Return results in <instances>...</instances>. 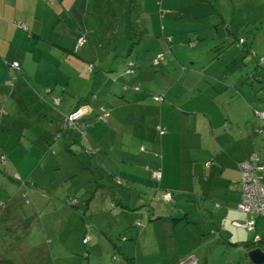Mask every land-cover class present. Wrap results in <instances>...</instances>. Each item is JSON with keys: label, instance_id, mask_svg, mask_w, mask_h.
Here are the masks:
<instances>
[{"label": "crops", "instance_id": "crops-1", "mask_svg": "<svg viewBox=\"0 0 264 264\" xmlns=\"http://www.w3.org/2000/svg\"><path fill=\"white\" fill-rule=\"evenodd\" d=\"M130 1L0 0V154L7 157L0 168V254L14 264H48L47 232L54 233L58 222L55 231L64 225L68 231L64 244L57 236L54 249L67 251L57 264H222L225 252L246 256L252 247V235L232 222L246 219L236 209L238 164L252 153L264 163V136L254 130L264 89L250 85L259 67L236 42L245 39L255 52L256 34L233 27L223 10H217L219 27L205 18L207 11L199 18L195 8L192 18L185 8L171 6L159 7L162 20L149 33L138 14H129ZM186 5L194 9V2ZM81 34L88 40L76 51ZM150 34L152 44L134 54L130 43L141 45ZM207 42L213 43L205 50L208 59L196 53ZM145 56L147 67L140 64ZM128 61L137 66L130 75L123 72ZM12 63L18 67L11 69ZM101 106L108 111L106 122L98 118ZM77 109L86 139L73 127L60 129ZM53 140L56 152L49 149ZM52 158L60 168L55 181L45 172ZM157 168L159 180L152 177ZM31 188L43 194V218L23 208ZM163 189L176 191L171 205L183 202L182 215L160 201ZM48 206L56 208L49 212ZM31 223L38 242L23 237L13 245V234L24 236ZM179 228L193 242L186 253L179 252ZM114 230L120 243L113 241ZM256 232L264 249V219Z\"/></svg>", "mask_w": 264, "mask_h": 264}, {"label": "rangeland", "instance_id": "rangeland-1", "mask_svg": "<svg viewBox=\"0 0 264 264\" xmlns=\"http://www.w3.org/2000/svg\"><path fill=\"white\" fill-rule=\"evenodd\" d=\"M161 1L162 0H131L129 5H128L129 6L128 12H129V14L130 13L134 14V18L138 14V16H139L138 23H140V22L143 23L144 27L146 29H149V33H151V29H154V30L158 29L160 19L162 20V14L158 13L159 7L160 8L163 7L162 9H160L161 11H163L166 7L168 8L170 6L174 7V8L181 7V9L185 8L186 10H188V12H186L187 14L185 16L188 15V17H189L192 15V18L194 17L193 15H196L195 8H197V12H200L199 18H201L205 14V11H207V15H204L205 18H209V21H211L214 24H217V26H219V27H220V25H219L220 19H219V16L217 15V10L218 11L223 10L222 12H224V13H222V14L226 17L228 22L232 24L233 27H235V28L238 27L239 29H243V30L247 29L248 31H250L251 29L253 30V33L256 34L255 35L256 39H255V42L253 44V48L255 49V52L257 51L256 55H258V56L264 55V3H261L262 0H234L233 3H231V2L229 3V0H209L211 2L210 4H206L202 0H163L162 5L160 6ZM193 2H194V9L191 8L192 7L191 5H186V3H192L193 4ZM247 2H251V3L246 4ZM116 4H118V3H116ZM251 4H252V6L254 5V7H252ZM232 6H234V9H235L234 12L236 13V14H234L233 20L231 18L233 16L232 12H231ZM212 7L214 9H212ZM140 8H142V9H140ZM165 13H166V15H168L167 12H165ZM127 16H129V15L127 14ZM188 17H186L183 21H185V22L199 21V19H196V18L188 20ZM159 31L162 32L161 29H159ZM137 33H139V32H137ZM245 34L246 33H244V35ZM239 35H240V33H239ZM156 37H157V35H156ZM153 39H155V38H153L152 35L150 34V35H147L146 37H144V40L141 41V45L137 46L136 43L135 44L130 43L129 47H132V46L135 47L134 54H140L141 55V53L143 54L147 50L146 48L149 47L150 43L152 44L151 41H153ZM209 44L213 45L212 42H207L202 47L197 48L196 53H198L201 56H204L208 59V55L206 54L205 50H207ZM213 50H214V52L219 51V50H216V47H213ZM187 53H189V52H187ZM190 53H194V52L191 51ZM255 61H257V63H258V61H259L258 58H256ZM147 62H148V58L146 56L144 57V59L140 60V64L142 66H146ZM200 62H201V64L202 63L206 64V61L203 62L202 60H200ZM191 65H192V63H191ZM242 67H243V65L241 63L240 75L245 76L246 74H245L244 69H242ZM257 67H259V68H257V73L254 77L255 79H254V81H252L250 83V85H254L253 89H264V80H261V79L258 80L259 73H264V65H259V66L257 65ZM149 68L150 67H148V69ZM194 68H197L196 65L194 66ZM149 71L152 73L151 69H149ZM120 73H123V72L120 70ZM68 129H70V128L68 127ZM66 132H67V130L64 131L63 133H66ZM53 139H54V137H53ZM53 141H54V143H52V145L55 144V146H53V147L50 146L49 149L51 150V152L53 150H54V152H56L57 146L59 145V143L57 144V143H55V140H53ZM61 143H62V141H61ZM89 147H90V145H88V148ZM50 150H49V155L54 157L51 154ZM92 156L98 157V155H96V153ZM58 159L61 160V161H59L60 167L61 168L65 167V165L63 164L64 162H62V159L60 157H58ZM44 165L45 164L43 163V167H44ZM50 165H52V169L47 170L45 172L48 174L51 181H55V179L59 175L58 173L60 172L59 171L60 168L57 169L58 167L56 166V161L53 160V158L51 159ZM1 167L3 168V166L0 165V168ZM2 168H1V170H2ZM39 191L40 190H38V188H31L30 191H28V194L26 195V200H28L30 204L29 205H23V208L27 209V212H28V210H30L32 212L34 211L36 213V216H40V217L42 216V218H43V194L41 196L38 195ZM93 191H95L94 188L90 190L91 193ZM41 193H42V191H41ZM89 193H87V194L89 195ZM179 193L184 194L183 190H180ZM36 194L39 196L37 201H36V198H37ZM110 204H111V198L107 196L106 206L109 207ZM171 204L172 203H170V205H168V208H170V209L172 206ZM67 205L69 206V204H67ZM183 206H184L183 202L177 203V204H175V206H172V210H174L173 212L177 211L178 212L177 214L180 216V215H182V212H183V208H184ZM54 208H56V207L52 208V207L48 206L49 212L51 209L53 211ZM63 210L64 209H61V213H63ZM67 214H68V212H67ZM50 216H49V218H50ZM62 216L64 218L67 215L63 214ZM132 218H133V216H132ZM135 220H139V219H135ZM61 225H62V223L60 224V222H58V224H56L55 226L53 224V226H54L53 232L54 233H52V231H50V230H48V232H47V244L49 245V252L52 250L48 256V264H57L61 260V258L64 259L66 256L65 253L67 251H66L65 247H63V248L58 247V249H60L58 251L54 249L56 241L58 239L57 236L60 239V242H58V244H60V243L64 244V241L66 240V235H67V231H68V229L65 230L66 225H64L63 230L59 229V232L55 231L56 227H60ZM116 231L117 230H114L115 237H114L113 241L115 242V241L119 240V243H120L122 237H120V234H118L120 231H117V232ZM1 232H2V229L0 227V234H1ZM42 232H43V230H41V233ZM21 235L22 234H20V233H14L13 234V236L15 237V239L12 240L13 245H15V243H19L18 242L19 239L22 240L23 237H25V239H27L28 241H31V242H38V240H39V238L37 236V229H36L35 223H31L29 231L27 233H24V236H21ZM177 235L179 236L178 238L180 240H182V244H183V248L179 252L180 253H186L188 251L189 246L191 247L193 242L190 239V236L187 234L186 230L181 231V229L179 228V230H177ZM117 243H118V241H117ZM160 246L162 247V249L167 248L166 247L167 245H165V242L160 243ZM0 251H1V249H0ZM59 251H61L62 254L59 255V253H58ZM115 254L116 255H114V257H118L119 253L116 252ZM0 255H1L0 257L7 258L5 253H1ZM175 256H177V253H175ZM171 258H174V254L171 255ZM22 259H25V257L23 255H22ZM83 259L85 260V263H86V259L85 258H83ZM246 259H247L246 256H244L241 252L240 253H234L233 255L230 252H228V253L225 252V254L223 255L222 264H248V262L245 261ZM32 261L33 260H30V262H32ZM107 263L109 264L110 262L107 261Z\"/></svg>", "mask_w": 264, "mask_h": 264}, {"label": "built area", "instance_id": "built-area-1", "mask_svg": "<svg viewBox=\"0 0 264 264\" xmlns=\"http://www.w3.org/2000/svg\"><path fill=\"white\" fill-rule=\"evenodd\" d=\"M23 26V25H20ZM86 42V37L84 35H80L75 40V50L79 49ZM242 42V40H240ZM259 62H264V56L258 57ZM157 61L154 59L153 64H156ZM127 69L125 73L132 72L131 66L133 62L128 61L126 63ZM18 66L16 63H12L10 65L11 69H16ZM138 89V87H136ZM154 99L157 101H162V96L157 95L154 96ZM4 114V111L0 108V115ZM82 112L77 109L74 112L70 113L65 117L64 123L61 126V129L65 130L68 127H73L75 131L82 137H85L84 134V126L79 122V118L81 117ZM255 115L259 120V124L254 129L258 134H264V110H256ZM108 116V111H103L101 116L99 117L100 120L106 122ZM92 154L95 151L90 148L89 149ZM0 163L2 166L6 165L7 157L5 154H0ZM210 165L209 162L205 163V166L208 167ZM239 169L241 172V194L239 201L236 205L237 211L244 213L247 215L246 220L244 223H239L237 221H233L232 224L236 227H241L246 229L247 231L253 233L252 241L257 243L261 240V236L256 232L255 224L256 219L261 217L264 218V181H262V170H264V165H262L261 161L258 158L256 153L250 154L246 159L241 161L239 164ZM161 176L160 170H155L153 172V177L159 179ZM115 182L117 184L121 183V180L116 179ZM164 201H171V194L170 192H166L163 194ZM90 239L89 235H85L82 239L83 244H87L88 240Z\"/></svg>", "mask_w": 264, "mask_h": 264}, {"label": "trees", "instance_id": "trees-1", "mask_svg": "<svg viewBox=\"0 0 264 264\" xmlns=\"http://www.w3.org/2000/svg\"><path fill=\"white\" fill-rule=\"evenodd\" d=\"M81 35H84V34H81ZM85 36V35H84ZM86 37V36H85ZM87 37H86V42H87ZM240 40H242V42H240ZM85 42V43H86ZM236 42H237V44H240V45H242L241 47L244 49V51H245V53L247 54H249V55H251V57H253V58H258V57H261V56H264V55H261V56H258V55H256V53L252 50V49H247V47H249L248 45H246L245 43H246V41H245V39H243V38H241V39H238V40H236ZM84 43V44H85ZM83 44V45H84ZM82 45V46H83ZM81 47V46H80ZM78 50V49H77ZM76 50V51H77ZM160 58H161V56L160 57H156L155 58V60L157 61V63L156 64H159V60H160ZM131 62V61H130ZM256 62V64L259 66V65H264V62H259L258 61V63H257V61H255ZM156 64H153V61H152V65H156ZM136 66H135V63L133 62V65L131 66V71L132 72H129V73H126L127 75H130V74H132L133 72H134V68H135ZM127 69V65L125 64V66H124V68H123V72H125V70ZM138 90V89H137ZM155 96H157V95H155ZM162 96V95H161ZM164 99H163V96H162V101H163ZM162 101H159V102H162ZM100 110H101V112L103 113V111H107L106 109H105V107L104 106H101L100 107ZM259 110H264V109H259ZM4 114H2V115H0V118L3 116ZM101 116V115H100ZM99 116V117H100ZM98 117V118H99ZM255 117H256V121H257V125L259 124V120L257 119V116L255 115ZM81 124H83V126H84V129H85V127H86V124H84V122H82V121H79ZM256 128V127H255ZM61 129V128H60ZM157 130V134L158 135H162L163 133H164V131L161 129H156ZM76 133H77V131H76ZM85 134V133H84ZM79 135V134H78ZM259 135H262V136H264V134H259ZM80 137H81V135H80ZM85 139H86V137H84ZM257 154V153H256ZM258 155V154H257ZM259 158V157H258ZM259 160H260V158H259ZM261 161V160H260ZM207 162H209L210 163V165L212 164V161H207ZM206 162V163H207ZM262 163V162H261ZM210 165L208 166V167H210ZM262 165H264V163H262ZM2 166V165H1ZM160 170V173H161V169L160 168H157V169H155V170ZM154 172V171H153ZM153 172H152V177H153ZM161 177V176H160ZM154 178V177H153ZM154 179H156V178H154ZM160 179V178H159ZM159 179H156V180H159ZM166 192H170V194H171V201H164V199H163V194L164 193H166ZM176 193V191H171V190H165V189H163V190H160V201H162V203H166V204H170V203H173V195ZM246 215V214H245ZM246 218H247V215H246ZM259 219H264V218H261V217H259V218H257L256 219V223H257V221L259 220ZM246 220V219H245ZM242 223H244V222H242ZM134 225L135 226H137V225H139V221H135L134 222ZM239 228H241V227H239ZM244 229V228H243ZM255 229H256V224H255ZM246 230V229H245ZM247 231V230H246ZM247 232H249V231H247ZM251 235H252V237H253V233H251V232H249ZM262 241V239L259 241V242H261ZM259 242H257V243H254L253 241H252V239H251V243H250V246H252V247H254V246H259L258 245V243ZM85 245V244H84ZM0 264H14L11 260H9L8 258H4V257H0Z\"/></svg>", "mask_w": 264, "mask_h": 264}, {"label": "water", "instance_id": "water-1", "mask_svg": "<svg viewBox=\"0 0 264 264\" xmlns=\"http://www.w3.org/2000/svg\"><path fill=\"white\" fill-rule=\"evenodd\" d=\"M246 257L251 264H264V249L260 246L251 247L246 251Z\"/></svg>", "mask_w": 264, "mask_h": 264}]
</instances>
